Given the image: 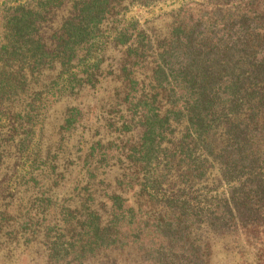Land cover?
<instances>
[{
	"label": "trees",
	"instance_id": "16d2710c",
	"mask_svg": "<svg viewBox=\"0 0 264 264\" xmlns=\"http://www.w3.org/2000/svg\"><path fill=\"white\" fill-rule=\"evenodd\" d=\"M160 1L0 0V264H264V0Z\"/></svg>",
	"mask_w": 264,
	"mask_h": 264
},
{
	"label": "rangeland",
	"instance_id": "374dc122",
	"mask_svg": "<svg viewBox=\"0 0 264 264\" xmlns=\"http://www.w3.org/2000/svg\"><path fill=\"white\" fill-rule=\"evenodd\" d=\"M189 1H201V0H162L159 3L149 7H141V6L132 7L128 11L127 16H129L132 19H138L142 23H145L146 20H153V19H156L155 21L159 23V22H163L161 20H165V19L167 20L170 18L171 16L170 11L179 9L181 5L188 4ZM248 257L249 259H252L251 255H248ZM33 262L36 264H42L40 258L37 259L35 258L34 261L32 259L30 260V262H28V260L22 257L21 255L20 264H27V263L30 264ZM12 263H18L16 258H13Z\"/></svg>",
	"mask_w": 264,
	"mask_h": 264
}]
</instances>
